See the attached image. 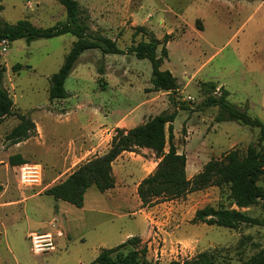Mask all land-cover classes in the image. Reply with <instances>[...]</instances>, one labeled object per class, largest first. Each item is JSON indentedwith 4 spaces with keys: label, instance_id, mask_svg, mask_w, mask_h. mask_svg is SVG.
Instances as JSON below:
<instances>
[{
    "label": "rangeland",
    "instance_id": "obj_1",
    "mask_svg": "<svg viewBox=\"0 0 264 264\" xmlns=\"http://www.w3.org/2000/svg\"><path fill=\"white\" fill-rule=\"evenodd\" d=\"M77 1L80 9L90 17V33L116 40L118 48L123 51H127L133 42L154 38L161 43L158 51L161 55L165 37L170 33L168 59L161 69L170 71L180 84L177 93L156 92L151 82L150 61L129 54L105 56L100 50L87 51L78 59L65 84L69 96L64 104L67 108L81 106L82 126L90 123L92 113L108 111L105 108H134L147 99L148 92H152L157 93L153 103L156 111L152 115L177 111L174 143L179 153L188 154L190 161H201L197 155L203 160L221 159L233 149L244 153L249 145L257 144L260 129L233 122L216 123L219 107L207 106V96L201 92V84L216 83V97L220 96L221 88L225 89L230 93L228 100L232 104L246 109L250 116L258 117L264 124V4L248 0ZM0 5L3 7L0 17L9 24L29 20L36 27L47 29L64 23L67 18L65 8L56 0H0ZM148 19L149 23L144 24ZM139 27L146 32L136 33ZM75 41L76 38L69 34L31 43L20 39L9 43L6 52L4 46H0V62L7 69L3 86L16 104L8 122L0 125V143L9 132L8 125L17 120L19 114L38 120L46 128L47 135L55 130L53 123L46 119L47 106L51 102L50 77L64 65ZM17 65H22V69L15 70ZM61 120L65 123L67 117ZM64 127L57 128L64 130ZM82 131L76 145L79 155L71 159L70 167L77 168L94 155L83 156L90 142V133ZM111 142L112 138L103 139L97 155L109 151ZM3 149L0 147V154ZM138 154L149 158L151 152L138 150ZM36 158L37 162L53 161L44 155ZM119 167L120 164H116L118 179L122 175ZM64 177L61 168L56 171L45 168L43 184L30 189L21 185L20 168H0V181L10 183L0 202L18 199L20 191L36 194L48 183L61 181ZM126 180L123 177L115 192L126 201L119 209L115 208L117 202H110L101 212L99 199L92 203L95 201L92 197L100 194L95 187L89 189L86 209L70 204H66L65 207L70 208L65 209L62 203L48 196H38L24 203L22 214L6 220L0 227V264H92L98 257L96 250L103 242L107 241L113 248L120 235L130 231L140 234L144 230L141 217L151 223L150 215L162 214L167 218L170 211L176 220L164 224V236H155L156 242L152 238L141 239L139 248L147 247L148 264H188L205 251L214 252L218 264H243L264 248V226L244 225L239 230H230L188 224L197 209V200L215 208H233L227 186L203 190L202 196L190 201L187 196L178 199V204H168L161 211L152 209L154 206L145 208L144 212L136 188ZM260 184L264 187L263 182ZM2 192L0 186V194ZM245 214L264 219L260 206L250 208ZM31 231L36 234L50 232L54 236L55 251L34 254L31 234L27 236ZM154 233L159 234V230L153 225V236ZM186 240L196 241L198 248L191 252L192 249L186 245L185 248L182 242ZM242 241L244 246L240 245ZM149 242L152 244L148 245Z\"/></svg>",
    "mask_w": 264,
    "mask_h": 264
},
{
    "label": "trees",
    "instance_id": "obj_2",
    "mask_svg": "<svg viewBox=\"0 0 264 264\" xmlns=\"http://www.w3.org/2000/svg\"><path fill=\"white\" fill-rule=\"evenodd\" d=\"M56 1L65 8L67 18L64 23L52 28H38L29 20L9 24L0 17V46L4 40L13 43L25 39L31 43L38 39H51L67 34L76 38L64 65L58 73L50 77V101L68 97L66 81L81 55L90 50H100L104 55L129 54L140 60H148L152 65L151 82L154 91L177 93L180 90L178 79L170 71L161 69L168 59L167 44L171 41V35L165 37L161 55L158 54L161 43L154 38L133 42L127 51H123L118 48L117 41L90 33V17L86 11L80 9L77 0ZM2 10L0 5V14ZM138 31L146 32L143 27H139L136 33ZM14 69L19 71L22 65H17ZM6 71V67L0 62V125L7 117L13 115L14 107L13 99L3 86ZM217 89L218 86L214 82L201 84V92L207 96V106L219 107L216 123L235 122L241 126L260 129L257 144L249 145L244 153L233 149L221 159H212L199 174L189 180L186 174L187 157L178 152L174 143V123L178 113L176 110L172 113L163 112L131 130L116 129L107 153L97 155L79 165L64 182L47 189L45 195L82 208L90 188L95 187L104 193L116 187L113 164L122 154L149 149L155 153L159 162L155 171L138 186L137 194L143 208L182 199L208 188L227 186L234 205L239 210L206 206L196 212L192 222L230 230H239L244 225L264 226V219L254 218L240 211L260 206L264 212V187L260 184L264 183V124L258 117L250 116L247 110L232 104L228 100L230 93L225 89L221 88L220 96L216 97L214 94ZM18 118L20 123L7 136V140L13 144L35 135L34 123L23 115H18ZM9 162L11 166H22L26 163L20 156L11 157ZM141 244V238L133 237L113 249H102L92 264H148V249L146 246L140 249ZM240 245L244 246L245 242L242 241ZM188 264H218L217 256L214 252L205 251L195 256ZM243 264H264V248Z\"/></svg>",
    "mask_w": 264,
    "mask_h": 264
},
{
    "label": "crops",
    "instance_id": "obj_3",
    "mask_svg": "<svg viewBox=\"0 0 264 264\" xmlns=\"http://www.w3.org/2000/svg\"><path fill=\"white\" fill-rule=\"evenodd\" d=\"M260 3L264 4V1H259ZM149 20H146L144 24H148ZM168 35H171L170 33H167ZM69 35V34H67ZM113 40V39H112ZM116 41V40H114ZM92 51V50H90ZM87 52V51H86ZM83 55V54H82ZM81 55V56H82ZM107 56V55H105ZM180 91V90H179ZM169 94L168 92H166ZM157 93H152L148 92L147 99L143 100L142 102L139 103L136 107L132 108L129 107L128 109L126 108L125 110H119V109H124V108H116V109H108L105 108L108 111L103 110L98 111V113H92L90 115L91 121L88 123L86 126H82L83 122L80 121V115L83 114L81 110V106L74 107V108H67L65 106L66 99H60V100H53L50 102V104L47 106L46 113L48 115V118L50 122L53 123V126L55 127V130L49 132V135H47L46 128L42 126L38 122V120H31L29 118H26L31 120L36 129H35V135L18 143V144H13L11 141L7 140V136L11 133V131L20 123L19 118L11 125H8L9 132L5 135V140H1L0 147H3V151L0 154V165H2L0 168H5L6 170H10V168L15 169V168H20L21 166H11L10 165V158L13 156H20L22 159L26 161V163H37L40 164L43 167V178L45 174V168L46 169H51L56 171V169H62L63 172H65V177L61 181H55L48 183L46 188L41 190L40 192L36 194H26L22 191H20V194L18 193L19 198L16 200H11V201H6V202H0V212L3 213V216L0 217V227H3L2 224L8 219H13V217H17L19 213L22 214L23 210V204L27 203L29 200L34 199L38 196H47L45 195V191L52 186L59 184L61 182H64L77 168L76 166L70 167L69 164L73 161V157L78 158L77 151L79 153V149L76 145H78V140H79V134L82 133V130H85L86 132L90 133V142H88L87 149H86V154L82 153L83 156H92L95 157L97 156V150L99 148V145L102 143V140H108V138H113V132L116 129H124V130H131L133 128H136L137 126H140L144 123H146L150 118H153L157 115H152L156 111V107L153 106V103L156 100V95ZM69 96V95H68ZM14 102V101H13ZM63 102V103H60ZM63 104L65 107H61L60 105ZM16 108V104L14 102V107H13V112L14 109ZM50 108V109H48ZM38 109V108H35ZM246 110V109H245ZM97 111L94 109V112ZM22 115V114H19ZM12 116V115H11ZM24 116V115H23ZM62 117H67V120L65 123H62L63 120H61ZM8 118V117H7ZM7 118L4 120V122L1 125H5L6 122H8ZM44 117H42L43 119ZM225 123V122H223ZM235 123V122H233ZM8 124V123H7ZM65 126L64 130H58V126ZM241 126V125H240ZM72 133H75L72 135ZM175 136V135H174ZM68 137V138H67ZM190 140V138H189ZM5 143V145L3 144ZM190 143H188L189 146ZM16 149V150H13ZM169 147L167 146L166 151L168 152ZM34 150V151H32ZM143 153L151 152V155L149 158H144L138 153H133V152H126L122 154L113 164V173L116 178V187L114 189H111L109 191H106L104 193L100 194L98 193L96 196H93L92 199H95V201H92V203H95L97 199H99V203H101V212L103 211V206L110 205V202H117L115 204V208L119 209L121 206H124L126 204V201H123L122 196L119 194H116L117 187L119 183L122 181L123 177L128 179L126 180L127 184L133 185L136 190L138 189L139 184L146 178L148 177L151 173L155 171V169L158 166L159 160L156 158V155L153 151L149 149H140ZM39 151V152H36ZM106 152L100 153L98 155H104ZM179 152V151H178ZM37 155H44V156H49L53 161L52 162H37L36 156ZM186 157L188 154H185ZM198 159L201 158V161H190L189 158L187 157V165H186V174L187 178L193 179L194 176L199 174L204 166L210 161V160H203L202 157L197 155ZM35 157V158H34ZM91 157V158H93ZM89 158V159H91ZM87 159L86 161H88ZM29 160H32L34 162H28ZM83 158L80 160L82 161ZM212 160V159H211ZM85 161V162H86ZM84 162V163H85ZM116 164H120L121 167L120 170L122 171L121 177L118 179L116 177ZM45 167V168H44ZM133 174V175H132ZM124 182V181H123ZM0 186L3 187V192L0 194V201L2 200L3 196L8 192L10 188V183H7V181H0ZM215 188V187H212ZM209 188V189H212ZM88 192L87 191L85 195V201L86 198L88 197ZM202 191L195 192L192 194H189L187 196V201H190V199H195L198 198L199 196H202ZM53 198L52 196H48ZM112 198V199H111ZM139 198V197H138ZM55 199V198H54ZM140 200V199H139ZM58 203H62V206H68L66 202L56 200ZM141 202V201H140ZM186 202V201H185ZM205 201L203 200H197L196 201V210L194 211L192 217L190 218V223L188 224H194L191 223L192 220L194 219V216L196 212L200 209H203V207L209 206V205H202L205 204ZM98 203V202H97ZM178 204L176 200L171 201V202H166L163 204H160L152 209L154 210H160L161 208H166L168 204ZM86 202L84 203V206L81 209H86ZM108 204V205H107ZM142 204V203H141ZM192 205V204H190ZM97 206V205H96ZM18 208V209H17ZM70 208V207H65ZM151 209V210H152ZM231 209H237L239 210L235 205ZM162 210V209H161ZM160 210V211H161ZM247 210H250V208L247 209H242L240 211L242 212H247ZM141 211H146L145 208H143ZM155 212V211H154ZM25 213H27L25 211ZM24 214V213H23ZM171 214V215H170ZM64 215V214H63ZM27 216V215H26ZM142 218V221L145 224L144 230L140 234H135L134 232L130 231L126 234H122L118 237L119 242H116L113 248L125 243L127 240L133 237H139L141 239H146L144 240H151V238L156 242L155 236H164V224L167 222H172L171 220H176L172 212L170 211L167 215V218H165L162 214L161 215H156L154 214L153 217L150 215V222L146 218ZM153 225L158 227L159 234L154 233L155 235H152V229ZM205 225V224H204ZM31 233H37V232H29L27 236H29ZM39 233V232H38ZM41 233V232H40ZM50 233V232H48ZM153 236V237H152ZM166 237V236H165ZM184 243V246L186 245L189 249H192L191 252H194L195 247H197V242L196 241H182ZM152 242H149L148 245H151ZM185 246V248H187ZM112 245L109 244L107 241L103 242L99 249L96 250L97 255L99 256L100 252L102 249H113ZM198 248V247H197ZM202 253V252H201ZM98 258V257H97ZM96 258V259H97Z\"/></svg>",
    "mask_w": 264,
    "mask_h": 264
},
{
    "label": "built area",
    "instance_id": "obj_4",
    "mask_svg": "<svg viewBox=\"0 0 264 264\" xmlns=\"http://www.w3.org/2000/svg\"><path fill=\"white\" fill-rule=\"evenodd\" d=\"M9 43V41L4 40L1 44V46H4L3 50L5 52ZM20 177L23 187L30 189L40 187L43 184V167L37 163H25L20 167ZM30 240L34 254L54 252L56 249L54 236L51 233H31Z\"/></svg>",
    "mask_w": 264,
    "mask_h": 264
}]
</instances>
